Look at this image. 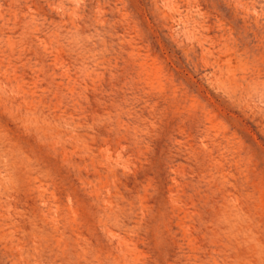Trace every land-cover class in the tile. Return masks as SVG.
Instances as JSON below:
<instances>
[{"label": "rangeland", "instance_id": "rangeland-1", "mask_svg": "<svg viewBox=\"0 0 264 264\" xmlns=\"http://www.w3.org/2000/svg\"><path fill=\"white\" fill-rule=\"evenodd\" d=\"M0 264H264V0H0Z\"/></svg>", "mask_w": 264, "mask_h": 264}]
</instances>
